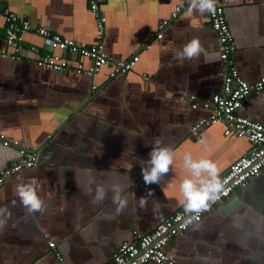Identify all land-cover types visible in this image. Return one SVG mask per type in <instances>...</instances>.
Segmentation results:
<instances>
[{"label": "crops", "instance_id": "0c3cea01", "mask_svg": "<svg viewBox=\"0 0 264 264\" xmlns=\"http://www.w3.org/2000/svg\"><path fill=\"white\" fill-rule=\"evenodd\" d=\"M234 37L233 62L252 83L264 77V0H219ZM190 0H101L106 16L103 50L113 59L139 54L126 74L109 77L105 65L92 76L72 66L56 72L35 65L37 46L47 51L45 39L24 33L21 59L12 60L0 17V134L37 152L36 164L8 176L0 185V264H108L117 246L133 230L144 234L184 206L181 185L195 179L185 164L211 160L218 176L252 144L223 133L222 123L192 125L206 118L203 104L220 90L222 62L219 42L208 12L187 10ZM184 7L171 20L176 6ZM33 28L44 26L82 44L96 40L94 16L88 0H0ZM170 23L156 38L162 20ZM198 38L203 53L197 59L178 60L174 50ZM144 47L145 45H147ZM90 65L87 59L82 61ZM183 94L193 95L191 102ZM240 113L264 124V89L243 101ZM172 152L169 171L159 183L146 184L142 169L151 168L155 142ZM22 158L18 147L0 142V171ZM203 178H210L202 173ZM102 183L106 198L92 203ZM31 184L45 210L29 215L17 196L18 185ZM128 207L117 215L112 185ZM196 188L201 187L199 183ZM92 195H89V190ZM151 191L153 195L149 196ZM147 203L141 208L139 201ZM55 242V250L48 242ZM168 254L177 264H264V169L246 187L207 212L202 220L173 238ZM153 264V263H146Z\"/></svg>", "mask_w": 264, "mask_h": 264}, {"label": "built area", "instance_id": "2783aa9c", "mask_svg": "<svg viewBox=\"0 0 264 264\" xmlns=\"http://www.w3.org/2000/svg\"><path fill=\"white\" fill-rule=\"evenodd\" d=\"M191 2V0H190ZM89 10L94 16L96 26V42L86 45L61 34L51 32L44 26L32 27L30 21L19 17L7 7H0V17L4 19V39L12 48L6 54L12 60L21 59L24 49L21 39L24 33L34 31L45 39L48 49L39 52L37 46L31 45L29 50L36 54V66L48 70L62 72L72 66L68 54L75 56L74 70L92 76L105 65L110 66L109 77L113 78L129 72L139 60V54H133L127 59L113 60L102 48V39L105 32L106 16L101 10V0H88ZM183 4L178 5L171 13V20L175 19ZM210 24L215 31L219 42V59L222 62L220 90L213 94L210 100L203 105L210 110L206 118H200L191 127V133L196 134L198 128L205 124L222 123L223 133L228 136L246 138L252 147L249 151L235 160L227 170L218 177L222 183L221 190L215 199L207 201L208 207L198 212H186L184 206L176 210L164 220L160 221L148 233L141 234L133 230L131 238L121 242L112 254L108 264H177L176 260L167 252L169 242L185 232L192 223L200 222L203 216L224 199L228 198L236 188L246 187L249 181L257 177L264 169V124L255 121L240 113L244 99L251 93L258 94L264 89V77L255 82H248L237 71L233 62L236 51L234 37L227 23L224 7L216 0L215 11L208 12ZM170 23V19L162 20L157 26L156 38H161L163 30ZM148 46L145 45L144 47ZM83 59L90 62L88 67L82 63ZM183 98L191 102V108L197 107L193 95L183 94ZM0 142L6 146L18 147L22 158L11 163L0 171V185L11 176L24 168L36 164L37 152L20 145L17 140L6 138L0 134ZM191 220L188 223V220ZM48 247L55 250V242L49 241ZM58 264H64L60 252L55 251Z\"/></svg>", "mask_w": 264, "mask_h": 264}, {"label": "clouds", "instance_id": "9594fccd", "mask_svg": "<svg viewBox=\"0 0 264 264\" xmlns=\"http://www.w3.org/2000/svg\"><path fill=\"white\" fill-rule=\"evenodd\" d=\"M216 0H191L188 14L191 15L193 11L203 14L204 12L215 11ZM203 46L198 38H192L185 43L182 48L174 50L175 57L180 60H192L197 59L203 53ZM160 141L157 140L150 152L151 156V168L142 169L143 178L146 184L159 183L163 174L168 173L169 165L172 163V152L167 146L158 147ZM185 164L191 170L192 176L195 179H185L181 185V189L184 193L185 202L184 208L186 212H198L201 209L208 207L207 201L216 198V194L221 190L222 183L218 177L217 165L211 160L200 159L191 161L188 157H185ZM207 173L210 178H203L202 173ZM199 183L201 187L196 188L195 184ZM112 190L115 193L112 196V202L116 205V214H122L128 207V202L125 197L120 195L121 186L118 184L112 185ZM17 196L19 198L21 206L27 211L29 215L45 210L44 201L37 195L35 188L31 184H21L16 189ZM89 195H92V190H89ZM151 196L153 193L148 192ZM106 198V188L102 183L97 184L95 187V195H92V203L100 204ZM146 199L141 198L139 205L141 208L146 206ZM0 213H6L7 219L11 218V213L6 207H0ZM188 223L191 222L189 219ZM5 220H0V229L4 227Z\"/></svg>", "mask_w": 264, "mask_h": 264}]
</instances>
